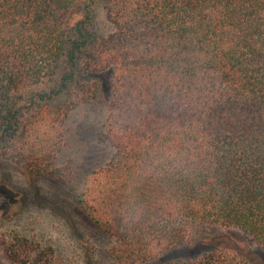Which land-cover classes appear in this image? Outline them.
I'll use <instances>...</instances> for the list:
<instances>
[{
	"label": "trees",
	"instance_id": "trees-1",
	"mask_svg": "<svg viewBox=\"0 0 264 264\" xmlns=\"http://www.w3.org/2000/svg\"><path fill=\"white\" fill-rule=\"evenodd\" d=\"M114 71L79 203L111 264H149L199 231L264 250V0H0V162L65 179L69 120ZM0 264H68L0 225ZM173 264H251L215 249Z\"/></svg>",
	"mask_w": 264,
	"mask_h": 264
},
{
	"label": "rangeland",
	"instance_id": "rangeland-1",
	"mask_svg": "<svg viewBox=\"0 0 264 264\" xmlns=\"http://www.w3.org/2000/svg\"><path fill=\"white\" fill-rule=\"evenodd\" d=\"M100 83L97 99L75 111L69 120V136L57 161L58 167L68 169L69 177L36 178L0 162V225L4 223L52 246L68 264H111L109 250L113 240L87 218L79 203L86 177L105 165L112 155L108 145L100 144L99 135L112 99L114 71L103 73ZM215 249L238 255L251 264H264V250L251 237L219 228L199 231L189 247L149 264H173Z\"/></svg>",
	"mask_w": 264,
	"mask_h": 264
}]
</instances>
